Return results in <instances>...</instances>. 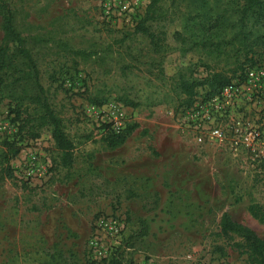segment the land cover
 Listing matches in <instances>:
<instances>
[{
    "label": "rangeland",
    "instance_id": "1",
    "mask_svg": "<svg viewBox=\"0 0 264 264\" xmlns=\"http://www.w3.org/2000/svg\"><path fill=\"white\" fill-rule=\"evenodd\" d=\"M6 2L74 151L72 164L61 167L49 129L19 141L13 176L0 179V264L117 257L121 264H247L218 235L219 221L227 212L264 239V223L247 209L264 204V163L209 141L188 124L189 108L175 113L161 101L163 92H153L162 85L154 80L159 66L169 77L190 61L194 75L204 77L199 53L183 60L178 50L154 53L132 27L104 19L92 0ZM187 2L159 0L174 47ZM93 95L106 101L93 104ZM120 95L140 105H124ZM261 107L237 106L231 115L264 128ZM13 117L9 99L0 98V144L20 137ZM128 124L135 128L124 143L108 147L104 137ZM33 154L41 174L29 176Z\"/></svg>",
    "mask_w": 264,
    "mask_h": 264
},
{
    "label": "trees",
    "instance_id": "2",
    "mask_svg": "<svg viewBox=\"0 0 264 264\" xmlns=\"http://www.w3.org/2000/svg\"><path fill=\"white\" fill-rule=\"evenodd\" d=\"M179 16L180 27L172 34L175 47L167 41L166 17L159 0H151L132 27L134 33L147 40L154 53L165 56L178 50L182 60L188 52L199 53L204 77L194 75L190 61H181L169 77L158 67L154 80L162 85L153 92H163L161 101L172 103L175 113L194 105L200 96L199 88L205 92L203 99L210 98L233 79L242 78L247 68L258 65V60L264 61V0H188ZM0 31V98L9 99L20 135L17 140L3 139L0 144V179L13 176L10 160L20 150L19 141L37 138L44 129L50 131L57 152L56 164L69 167L74 144L61 116L48 102L38 61L16 29L13 10L6 0H0ZM118 100L130 107L140 105L127 95H120ZM89 101L101 105L106 98L93 95ZM134 128L135 125L128 124L116 133H108L105 144L111 148L121 145ZM247 209L253 218L264 223V204L252 202ZM219 225L218 235L244 255L247 264H264V239L252 228L233 220L227 212L221 214ZM88 264H121V260L117 257L106 263Z\"/></svg>",
    "mask_w": 264,
    "mask_h": 264
},
{
    "label": "built area",
    "instance_id": "3",
    "mask_svg": "<svg viewBox=\"0 0 264 264\" xmlns=\"http://www.w3.org/2000/svg\"><path fill=\"white\" fill-rule=\"evenodd\" d=\"M150 1L92 0L104 19L119 20L128 27L138 22ZM245 104L264 107V63L247 68L242 78L233 79L217 95L196 100L189 108L188 124L232 154L246 153L251 162L264 163V128L251 125L243 116L231 115L235 107ZM40 174L33 154L27 175Z\"/></svg>",
    "mask_w": 264,
    "mask_h": 264
}]
</instances>
